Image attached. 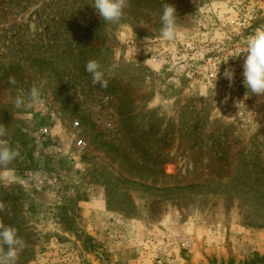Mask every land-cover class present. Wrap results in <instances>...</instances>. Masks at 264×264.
Returning <instances> with one entry per match:
<instances>
[{"label": "rangeland", "instance_id": "rangeland-1", "mask_svg": "<svg viewBox=\"0 0 264 264\" xmlns=\"http://www.w3.org/2000/svg\"><path fill=\"white\" fill-rule=\"evenodd\" d=\"M93 2L0 0V123L21 152L15 182L0 176V220L26 242L17 264L264 256V95L244 86L246 53L234 57L264 25V0H130L119 23ZM166 2L173 41L159 35ZM32 86L41 103L16 109ZM52 105L79 128L51 121Z\"/></svg>", "mask_w": 264, "mask_h": 264}, {"label": "clouds", "instance_id": "clouds-1", "mask_svg": "<svg viewBox=\"0 0 264 264\" xmlns=\"http://www.w3.org/2000/svg\"><path fill=\"white\" fill-rule=\"evenodd\" d=\"M93 8L106 23H119L126 15L125 10L130 7V0H94ZM161 28L159 35L166 41H173L179 35L176 9L167 2L162 5L160 15ZM147 39V38H146ZM246 53L243 62V83L252 94L264 95V25L257 27L246 39L245 48L234 57ZM148 63V59L144 61ZM87 73L91 75L93 85L99 84L101 88L108 87V80L102 70L101 63L90 59L85 65ZM226 78L231 82L233 71L226 69ZM9 83L15 84V78L9 77ZM41 90L32 86L26 94H18L14 99V107L20 109L24 106H33L41 103ZM8 128L0 123V169L4 171L0 176L7 182H15L14 169L8 166L20 157L19 145L11 147L6 139ZM6 205L0 201V212H4ZM26 247V242L19 236L18 229L6 225L0 220V264H17L20 252Z\"/></svg>", "mask_w": 264, "mask_h": 264}, {"label": "built area", "instance_id": "built-area-1", "mask_svg": "<svg viewBox=\"0 0 264 264\" xmlns=\"http://www.w3.org/2000/svg\"><path fill=\"white\" fill-rule=\"evenodd\" d=\"M48 118L51 121H57L61 124H69V127L72 130H77L79 128V121L78 119H70L68 120L63 113L62 109L58 105H52L48 112ZM51 133L49 127L47 125H41L38 129V134L40 136H48ZM87 147V142L83 138H78L75 142V148L77 153H82L85 151Z\"/></svg>", "mask_w": 264, "mask_h": 264}, {"label": "trees", "instance_id": "trees-1", "mask_svg": "<svg viewBox=\"0 0 264 264\" xmlns=\"http://www.w3.org/2000/svg\"><path fill=\"white\" fill-rule=\"evenodd\" d=\"M247 264H264V256L255 255Z\"/></svg>", "mask_w": 264, "mask_h": 264}]
</instances>
